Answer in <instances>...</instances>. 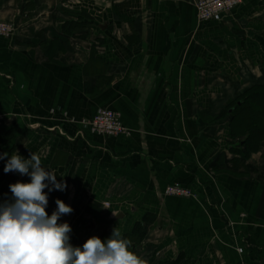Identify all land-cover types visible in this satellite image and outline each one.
Segmentation results:
<instances>
[{
  "label": "crops",
  "instance_id": "1",
  "mask_svg": "<svg viewBox=\"0 0 264 264\" xmlns=\"http://www.w3.org/2000/svg\"><path fill=\"white\" fill-rule=\"evenodd\" d=\"M196 1L0 0L2 203L30 182L7 159L35 153L67 184L46 211L73 209V246L116 226L146 264H264V137L251 148L237 112L264 87V0L218 21ZM100 108L129 131L92 132Z\"/></svg>",
  "mask_w": 264,
  "mask_h": 264
},
{
  "label": "clouds",
  "instance_id": "2",
  "mask_svg": "<svg viewBox=\"0 0 264 264\" xmlns=\"http://www.w3.org/2000/svg\"><path fill=\"white\" fill-rule=\"evenodd\" d=\"M13 171L30 176V182L10 184L12 200L0 203V264H146L116 226L106 240L92 236L82 247L70 243V225L58 221L73 209L57 199V209L49 215L45 192L63 191L67 184L57 181L54 170H45L37 154L29 159L12 154L4 172Z\"/></svg>",
  "mask_w": 264,
  "mask_h": 264
},
{
  "label": "built area",
  "instance_id": "3",
  "mask_svg": "<svg viewBox=\"0 0 264 264\" xmlns=\"http://www.w3.org/2000/svg\"><path fill=\"white\" fill-rule=\"evenodd\" d=\"M243 0H197V14L201 21L222 20L226 15L236 9ZM15 34V25L0 20V36L11 38ZM2 115L0 114V126ZM92 132L103 136H118L129 130L121 120L120 113L108 108H100L96 115L87 122ZM165 194L175 197H190L193 191L179 183L168 185ZM109 205V204H107Z\"/></svg>",
  "mask_w": 264,
  "mask_h": 264
},
{
  "label": "trees",
  "instance_id": "4",
  "mask_svg": "<svg viewBox=\"0 0 264 264\" xmlns=\"http://www.w3.org/2000/svg\"><path fill=\"white\" fill-rule=\"evenodd\" d=\"M240 101L242 104L237 107V112L244 122L241 127L250 135L247 142L249 146L256 148L264 137V130L261 132V119L264 116V87L253 88L244 94Z\"/></svg>",
  "mask_w": 264,
  "mask_h": 264
},
{
  "label": "rangeland",
  "instance_id": "5",
  "mask_svg": "<svg viewBox=\"0 0 264 264\" xmlns=\"http://www.w3.org/2000/svg\"><path fill=\"white\" fill-rule=\"evenodd\" d=\"M0 203H2L1 197H0Z\"/></svg>",
  "mask_w": 264,
  "mask_h": 264
},
{
  "label": "water",
  "instance_id": "6",
  "mask_svg": "<svg viewBox=\"0 0 264 264\" xmlns=\"http://www.w3.org/2000/svg\"><path fill=\"white\" fill-rule=\"evenodd\" d=\"M13 172H15V171H13Z\"/></svg>",
  "mask_w": 264,
  "mask_h": 264
}]
</instances>
